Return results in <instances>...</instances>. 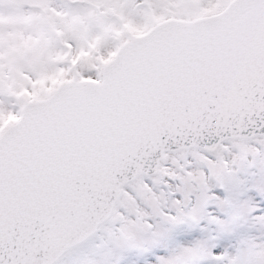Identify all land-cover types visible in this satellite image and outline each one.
<instances>
[{
    "label": "snow or ice",
    "instance_id": "obj_1",
    "mask_svg": "<svg viewBox=\"0 0 264 264\" xmlns=\"http://www.w3.org/2000/svg\"><path fill=\"white\" fill-rule=\"evenodd\" d=\"M0 264H264V0H0Z\"/></svg>",
    "mask_w": 264,
    "mask_h": 264
}]
</instances>
